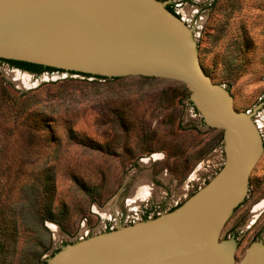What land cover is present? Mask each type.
I'll use <instances>...</instances> for the list:
<instances>
[{
  "label": "water",
  "instance_id": "obj_1",
  "mask_svg": "<svg viewBox=\"0 0 264 264\" xmlns=\"http://www.w3.org/2000/svg\"><path fill=\"white\" fill-rule=\"evenodd\" d=\"M0 58L59 68L0 59V103L204 186L49 264H264V121L165 2L0 0Z\"/></svg>",
  "mask_w": 264,
  "mask_h": 264
},
{
  "label": "rangeland",
  "instance_id": "obj_2",
  "mask_svg": "<svg viewBox=\"0 0 264 264\" xmlns=\"http://www.w3.org/2000/svg\"><path fill=\"white\" fill-rule=\"evenodd\" d=\"M175 3L198 48L264 121V0ZM203 187L0 103V264H49L71 244L170 213ZM256 208L242 201L231 216Z\"/></svg>",
  "mask_w": 264,
  "mask_h": 264
},
{
  "label": "trees",
  "instance_id": "obj_3",
  "mask_svg": "<svg viewBox=\"0 0 264 264\" xmlns=\"http://www.w3.org/2000/svg\"><path fill=\"white\" fill-rule=\"evenodd\" d=\"M0 59L9 62L11 65L15 67H19L23 70H26L32 73H42L45 71L59 70V68H56V67L46 66V65L37 64V63H31L27 61H19V60H13V59H5V58H0ZM80 73L85 74V75L89 74V73H83V72H80Z\"/></svg>",
  "mask_w": 264,
  "mask_h": 264
},
{
  "label": "flooded vegetation",
  "instance_id": "obj_4",
  "mask_svg": "<svg viewBox=\"0 0 264 264\" xmlns=\"http://www.w3.org/2000/svg\"><path fill=\"white\" fill-rule=\"evenodd\" d=\"M160 1L165 2L167 8H169L172 12H174L175 14H177L179 16L178 12L176 11V5H177V3H175L176 0H160ZM147 213H149V212H147ZM146 214H145V216H147Z\"/></svg>",
  "mask_w": 264,
  "mask_h": 264
},
{
  "label": "bare ground",
  "instance_id": "obj_5",
  "mask_svg": "<svg viewBox=\"0 0 264 264\" xmlns=\"http://www.w3.org/2000/svg\"><path fill=\"white\" fill-rule=\"evenodd\" d=\"M147 184H142V185H140L139 187H137V189H136V195L137 196H143L145 193H147V191H149V186H148V188H147V186H146ZM146 186V187H145ZM140 188H142V189H140ZM147 188V189H146Z\"/></svg>",
  "mask_w": 264,
  "mask_h": 264
}]
</instances>
